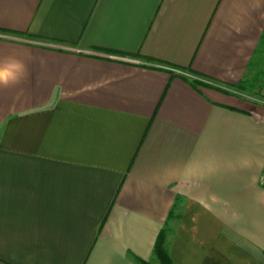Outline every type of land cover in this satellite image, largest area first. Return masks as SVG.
Instances as JSON below:
<instances>
[{"label":"crops","instance_id":"0c3cea01","mask_svg":"<svg viewBox=\"0 0 264 264\" xmlns=\"http://www.w3.org/2000/svg\"><path fill=\"white\" fill-rule=\"evenodd\" d=\"M0 264H264V0H0Z\"/></svg>","mask_w":264,"mask_h":264},{"label":"clouds","instance_id":"9594fccd","mask_svg":"<svg viewBox=\"0 0 264 264\" xmlns=\"http://www.w3.org/2000/svg\"><path fill=\"white\" fill-rule=\"evenodd\" d=\"M9 66L14 70L0 69V87L7 88L10 84L18 83L26 71L25 65L15 58H10Z\"/></svg>","mask_w":264,"mask_h":264},{"label":"trees","instance_id":"16d2710c","mask_svg":"<svg viewBox=\"0 0 264 264\" xmlns=\"http://www.w3.org/2000/svg\"><path fill=\"white\" fill-rule=\"evenodd\" d=\"M165 232L164 230L160 231L155 245H154V254L157 258L159 264H172L170 257L167 253L166 245H165ZM137 264H150L144 260H136Z\"/></svg>","mask_w":264,"mask_h":264}]
</instances>
